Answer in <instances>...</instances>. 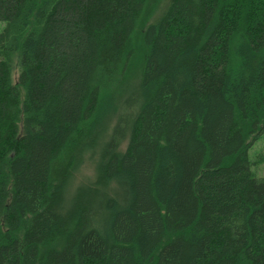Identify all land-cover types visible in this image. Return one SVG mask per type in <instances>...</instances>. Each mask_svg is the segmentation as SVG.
Instances as JSON below:
<instances>
[{"label":"trees","instance_id":"16d2710c","mask_svg":"<svg viewBox=\"0 0 264 264\" xmlns=\"http://www.w3.org/2000/svg\"><path fill=\"white\" fill-rule=\"evenodd\" d=\"M0 22V264H264V0H0Z\"/></svg>","mask_w":264,"mask_h":264},{"label":"rangeland","instance_id":"374dc122","mask_svg":"<svg viewBox=\"0 0 264 264\" xmlns=\"http://www.w3.org/2000/svg\"><path fill=\"white\" fill-rule=\"evenodd\" d=\"M5 24L0 22V32L3 30ZM18 71H14L13 79L18 76ZM249 161L251 163V172L255 177H264V132L259 138L253 142L249 152ZM93 175V166L90 163L85 164L77 173V182L82 181L84 178L91 177Z\"/></svg>","mask_w":264,"mask_h":264}]
</instances>
